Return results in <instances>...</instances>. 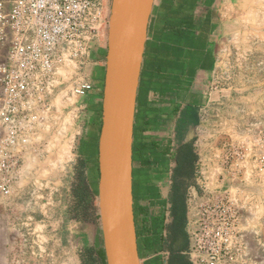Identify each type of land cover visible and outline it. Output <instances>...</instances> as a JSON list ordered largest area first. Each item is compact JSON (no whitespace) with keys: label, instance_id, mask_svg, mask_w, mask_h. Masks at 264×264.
<instances>
[{"label":"rangeland","instance_id":"374dc122","mask_svg":"<svg viewBox=\"0 0 264 264\" xmlns=\"http://www.w3.org/2000/svg\"><path fill=\"white\" fill-rule=\"evenodd\" d=\"M103 1L107 11H110L112 0ZM216 1L227 11L223 19L220 18L213 36L212 48L218 58L216 71L205 79L203 90L194 94L187 92L181 101H197L202 116L199 130L212 128L214 136L223 135L252 151L246 191L249 196L254 192L257 201H264V171L260 170V165L264 163V0ZM247 3L250 12L242 13V7ZM231 7L238 9L240 14L232 12ZM107 29L108 22L100 35L106 46ZM88 54L81 60L63 61L57 65L52 91L47 98L48 109L43 116L47 121L42 123V119L35 126L32 139L28 142L30 149L32 145L39 148L38 143L42 140L40 130L48 133V142L44 141L40 146L47 156L44 166L47 174L43 176L49 181H56L57 174H60L59 190L47 187V194L53 199H60L61 203L56 206V201H49L44 212L40 211V206L29 210L33 219H27L24 224L28 237L18 240L16 264H79L74 240L77 223L67 218L65 209L73 164L81 153L88 159L89 179L98 191V140L97 143L91 142L89 138L97 137L99 102H94L95 66ZM80 83H87L90 88L77 94L74 89ZM152 93L155 97L157 91ZM206 133L210 132L203 131L201 136ZM251 176L255 178L254 184L249 182ZM37 184L29 197L35 198L38 194ZM50 185L56 187L55 184ZM187 190L188 187L185 201H188ZM166 191L163 189L164 194ZM134 194L136 200L140 194L136 186ZM35 218L44 222L40 223ZM56 218L58 222H55ZM85 232L90 245L97 250L104 249L100 218L92 231ZM154 252L155 249L147 251L142 257L151 256ZM152 264L163 262L157 259Z\"/></svg>","mask_w":264,"mask_h":264},{"label":"built area","instance_id":"2783aa9c","mask_svg":"<svg viewBox=\"0 0 264 264\" xmlns=\"http://www.w3.org/2000/svg\"><path fill=\"white\" fill-rule=\"evenodd\" d=\"M108 18L103 0H0L2 195L11 196L22 176L25 148L48 109L57 65L84 58ZM89 88L80 83L74 92ZM219 148V167L199 160L188 186L187 255L191 264H249L242 212L252 151L231 140Z\"/></svg>","mask_w":264,"mask_h":264},{"label":"crops","instance_id":"0c3cea01","mask_svg":"<svg viewBox=\"0 0 264 264\" xmlns=\"http://www.w3.org/2000/svg\"><path fill=\"white\" fill-rule=\"evenodd\" d=\"M103 4L105 6L104 1ZM230 10L240 14V11L234 7H231ZM226 12L216 0H154L136 99L132 156L133 192L135 186L137 189L139 188V161L136 154L138 141L143 136H150L152 133L155 106L152 91L157 90V86L163 83L174 84L173 88L164 89L160 93L171 94L174 97L180 94L178 104L183 105L182 96L188 86L190 92L199 93V90H203L205 79L209 78L217 68L218 58L212 48L213 36H215L220 18L222 20ZM241 12L249 13L250 5H243ZM102 39L103 36L97 37L88 51V56L92 57L95 66V87L93 90L95 103H102L104 86L107 46ZM5 54L6 46L0 45V58H4ZM45 121H47L46 116L42 123ZM207 121L212 120L208 119ZM211 130L212 128L201 131V133L203 131L210 133L201 136L197 162L202 160L208 167L218 168V157L222 151L219 144L229 139L223 135L214 136ZM42 132L40 130L39 135L42 140L38 143L39 148L33 145L31 149L25 148L22 176L16 183L13 194L4 196L0 193V264H16L18 240L28 237L24 224L27 219H33L29 210L40 206V211L44 212L49 201H56L54 203L56 206L61 203L60 199H53L47 194V187L55 189V191L59 190L60 174H57L56 181H49L46 176H43L47 174V170L44 169L47 156L45 157L44 149H40V146L42 142H48L49 136L46 131ZM30 157L32 161H30ZM197 162L194 163V168ZM57 172L60 171L57 170ZM254 181L255 178L251 176L249 182L254 184ZM35 184H37L38 194L35 198L29 197L31 191H35ZM50 184H55L56 187ZM252 193L246 201V210L242 212L244 237L249 264H264V201H257L254 192ZM163 195L166 194L163 193ZM142 201L145 199L139 194L135 201L133 199V209L134 203L140 209ZM37 220L40 223L44 222L43 219ZM55 220L58 222L57 218ZM55 239L57 242V236ZM139 259L140 264H143L147 258L139 255ZM162 262L164 261L162 260Z\"/></svg>","mask_w":264,"mask_h":264},{"label":"water","instance_id":"95a60500","mask_svg":"<svg viewBox=\"0 0 264 264\" xmlns=\"http://www.w3.org/2000/svg\"><path fill=\"white\" fill-rule=\"evenodd\" d=\"M154 0H112L97 143L98 195L106 264H140L133 209L136 99Z\"/></svg>","mask_w":264,"mask_h":264},{"label":"flooded vegetation","instance_id":"af4514ba","mask_svg":"<svg viewBox=\"0 0 264 264\" xmlns=\"http://www.w3.org/2000/svg\"><path fill=\"white\" fill-rule=\"evenodd\" d=\"M173 87L174 84L167 83L157 86L159 90H156L154 97L152 133L140 138L136 150L139 161L138 189L145 199L142 201L144 204L140 205V219L154 226L149 236L156 240V252L146 256L143 264H152L157 259L165 264L170 250L164 248V242L172 248L173 240H181L183 231L187 233V201H169V194L172 188L180 187V182L186 178L192 155H195V163L198 160L202 131L198 128L202 116L196 100L179 105L180 94L174 97L160 93ZM187 92L195 93L190 92L189 86ZM163 189L167 190L166 195H163ZM137 247L142 257L147 250L140 237ZM181 252L187 253L186 250Z\"/></svg>","mask_w":264,"mask_h":264},{"label":"trees","instance_id":"16d2710c","mask_svg":"<svg viewBox=\"0 0 264 264\" xmlns=\"http://www.w3.org/2000/svg\"><path fill=\"white\" fill-rule=\"evenodd\" d=\"M194 1V0H193ZM98 114V130L97 137L91 136L89 140L96 142L98 140L100 126H101V102H99ZM195 155L191 157V163L184 178L180 184V187H174L169 194V201H185V193L187 187L193 182L194 179V162ZM86 156L79 154L73 164V172L70 180V186L68 191V198L66 201L65 212L69 220H74L77 223V227L74 230V240L77 246V255L79 264H106L104 249H96L94 245H90L86 239V230L92 231L94 226L97 225L100 218L98 213V207L96 205V199L98 195L97 189H95L89 179V165ZM178 181V180H177ZM176 181V182H177ZM133 199L135 201V194L133 192ZM141 210L137 208L134 203V222L136 228L137 241L139 237L143 239L144 246L147 251H151L155 246V239L150 237L154 226H150L147 222L140 219ZM182 220V226H184ZM89 226V229L87 227ZM188 235L183 231V237L181 240H173L172 248L166 242H164V248L168 247L170 254L165 264H191L187 253L181 251L188 249Z\"/></svg>","mask_w":264,"mask_h":264}]
</instances>
